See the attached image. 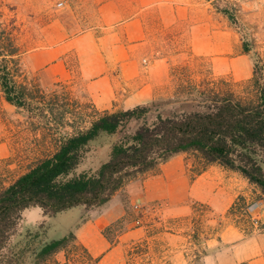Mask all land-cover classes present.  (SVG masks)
Wrapping results in <instances>:
<instances>
[{
    "label": "rangeland",
    "instance_id": "1",
    "mask_svg": "<svg viewBox=\"0 0 264 264\" xmlns=\"http://www.w3.org/2000/svg\"><path fill=\"white\" fill-rule=\"evenodd\" d=\"M147 1L150 0H6L4 10L7 22L16 20L15 33L28 49L50 46L66 36L88 31L104 36L112 27L138 20V27L143 30H139V38H134L133 43L138 45L141 68H147L158 58L169 66L168 81L156 85L149 100L140 104L150 106V116L158 111L179 109L186 101L194 103L201 90L234 89L241 94L249 90L255 62L264 68V0H218L220 4L236 7L237 23L217 12L212 0ZM20 68L16 79L32 97L27 107L6 101L0 85V178L6 180V185L38 160L51 155L61 138L88 126L97 111L76 81H39L37 72L28 70L23 60ZM137 124L130 122L126 130H133ZM90 147L78 172L94 170L109 157L107 138H99ZM177 156L182 168L184 165L193 178L200 165L197 156L192 152H180ZM172 157L138 174L116 191L126 212L103 233L124 245L127 264H168L178 250L181 257L185 253L188 264H200L198 246L194 243L210 235L220 223L228 222L225 214L203 211L196 201L187 200L184 203L188 204L187 211L179 214L170 210L171 203L166 199L149 202L136 199L140 180L158 172ZM177 165L174 162L170 168ZM136 179L138 182H132ZM253 185L254 199L264 201V192ZM109 205V200L98 206L79 205L50 218L43 215L39 206L25 209L8 241L5 259L7 250L19 255V264H36L43 243L62 236L65 228L76 227L106 211ZM195 231L198 239L193 236ZM68 234L67 248L43 264H60L63 260L67 264H96L75 230ZM138 243L143 244L137 247ZM134 246L142 250L138 257L128 255ZM201 248L204 249V244Z\"/></svg>",
    "mask_w": 264,
    "mask_h": 264
},
{
    "label": "trees",
    "instance_id": "2",
    "mask_svg": "<svg viewBox=\"0 0 264 264\" xmlns=\"http://www.w3.org/2000/svg\"><path fill=\"white\" fill-rule=\"evenodd\" d=\"M212 4L217 12L237 23L234 5L220 4L218 0H212ZM5 7L6 0H0V85L6 101L25 108L32 97L16 76L28 48H24L15 33L16 20L6 21ZM248 85L249 90L243 94L234 89L201 90L194 103L186 101L179 109L158 111L152 116L148 115L152 112L148 105L96 111L88 126L61 138L51 155L38 160L7 185L0 178V264H19V255L11 251L6 250L5 259V249L25 209L39 206L44 215L53 216L79 205H101L127 181L180 152L197 156L200 165L194 177L208 165L217 163L239 172L264 192V68L257 62ZM132 121L138 124L133 130H126ZM101 137L110 141L109 157L94 170L78 172L90 145ZM245 203L239 197L228 213L241 210ZM198 204L201 210L211 211L207 204ZM222 227L220 223L210 235L194 243L198 246V257L205 253L201 244ZM68 235L43 243L36 264H43L65 250L71 234ZM193 236L198 239V232ZM140 254L142 250L135 246L128 252L132 257Z\"/></svg>",
    "mask_w": 264,
    "mask_h": 264
},
{
    "label": "crops",
    "instance_id": "3",
    "mask_svg": "<svg viewBox=\"0 0 264 264\" xmlns=\"http://www.w3.org/2000/svg\"><path fill=\"white\" fill-rule=\"evenodd\" d=\"M137 23L138 20L132 19L112 27L104 36L88 31L66 36L50 46L27 49L21 62L28 70L37 72L39 81H76L97 111L133 108L146 103L156 85L168 81L169 77V66L164 59H155L145 69L139 65L138 45L133 39L139 38V30L143 29ZM8 153L6 142V156ZM177 155L158 172L140 180L136 199L142 202L166 199L171 203L170 210L179 214L187 211L188 204L184 203L191 200L207 204L214 213L226 215L227 224L205 241V253L197 259L200 264H264V210L259 211L257 221L242 218L240 210L228 213L239 197L246 203L255 198L254 185L239 172L217 163L190 178ZM174 162L178 163L177 167L170 168ZM109 201L111 205L106 211L76 227L65 228L58 238L75 230L96 264H127L124 245L117 241L112 244L103 233L126 212L117 192ZM47 227L50 228L49 224ZM60 264L67 263L63 260ZM168 264H188L185 253L181 257L178 250Z\"/></svg>",
    "mask_w": 264,
    "mask_h": 264
},
{
    "label": "built area",
    "instance_id": "4",
    "mask_svg": "<svg viewBox=\"0 0 264 264\" xmlns=\"http://www.w3.org/2000/svg\"><path fill=\"white\" fill-rule=\"evenodd\" d=\"M59 5L62 2L58 3ZM264 210V201L262 199H253L241 208L240 213L242 218H248L257 221L259 217V211Z\"/></svg>",
    "mask_w": 264,
    "mask_h": 264
}]
</instances>
